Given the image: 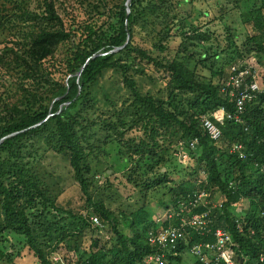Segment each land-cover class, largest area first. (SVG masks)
Wrapping results in <instances>:
<instances>
[{"label":"trees","instance_id":"16d2710c","mask_svg":"<svg viewBox=\"0 0 264 264\" xmlns=\"http://www.w3.org/2000/svg\"><path fill=\"white\" fill-rule=\"evenodd\" d=\"M127 1L0 0V239L23 237L36 264H146L159 252L149 233L176 228L184 236L165 263L188 255L201 264L192 247L216 243L223 229L235 264H264V92L239 122L221 91L231 65L254 58L264 67V0H235L220 17L200 8L206 0ZM233 11L240 32L228 23ZM216 21L223 40L210 27ZM97 127L103 144L118 146L126 184L138 192L129 213L112 209L118 190L99 182L108 168L91 142ZM51 153L68 161L83 211L61 206L41 177ZM163 208L170 217L158 223ZM204 214V230L190 225ZM104 227L113 236L101 244ZM0 264H16L13 254Z\"/></svg>","mask_w":264,"mask_h":264},{"label":"rangeland","instance_id":"374dc122","mask_svg":"<svg viewBox=\"0 0 264 264\" xmlns=\"http://www.w3.org/2000/svg\"><path fill=\"white\" fill-rule=\"evenodd\" d=\"M234 1L235 0H206L204 2V5H201L200 8H202L203 10H210L214 17H220L224 13V11L231 10ZM187 8V12H189V10H191V7L187 6ZM232 15L234 18L232 19L234 23L231 24V19L228 20V23L231 26H234L240 32L243 26L239 18V12L233 11ZM211 18L212 16L209 17V20ZM206 20L203 19L201 22H206ZM217 24H219L218 21L212 23L210 27H216L217 34L220 37V40H223V28ZM245 29L251 32V28L249 26H245ZM222 43L226 44V42ZM178 44L179 40L177 37L171 39V48L178 47ZM5 77L7 79V75ZM1 89L2 88L0 87V90ZM138 135V132H131L127 135V137H136ZM105 138L106 134L99 127L92 131V144L96 147H98V145H102L100 157L102 159L103 165L101 169H105L106 167L108 168L105 175H103V172L102 175H100L99 182L100 184H104L107 180H109L112 185L118 190V196L120 195V197L118 198L117 196L114 204L111 205L112 209H114L115 211L124 210L129 213L130 211L134 210V204L138 207L141 201L139 200L137 190L135 188H131L126 184L125 171L127 169V166L121 160V156L118 153V146L116 144H110L106 146L105 144H103ZM177 158L179 159V157ZM38 171L45 182L49 184L51 190L58 196V201L61 206L65 208L76 209L79 212L83 211L85 207V197H83L78 184L72 180L71 173L69 172L68 161L65 158L53 153L46 154L44 160L40 164ZM119 206L123 207L121 208ZM242 207H247V203H243L241 205V208ZM168 213L169 209H160L155 215V218L162 221V218L166 217V214ZM97 233V237L101 241V244L111 242L113 233L109 227L101 228ZM2 235L3 238L0 239V258L2 253L7 252L13 254L16 264L37 263L32 252L28 250L25 239L23 237H19L16 234L9 232H5ZM66 251L67 250L64 246L60 247L59 249V253H66ZM52 257L61 260L62 255H60L59 257L58 254H53ZM183 258V264H193L195 260L193 257L188 255L185 257L183 255Z\"/></svg>","mask_w":264,"mask_h":264},{"label":"built area","instance_id":"2783aa9c","mask_svg":"<svg viewBox=\"0 0 264 264\" xmlns=\"http://www.w3.org/2000/svg\"><path fill=\"white\" fill-rule=\"evenodd\" d=\"M221 91L234 99L236 105L235 118L237 121L241 122L240 116L243 114L245 103L251 101L256 96L257 92H264V67L257 64L255 59L231 66L228 79L224 82ZM221 111L224 112L223 109H221ZM227 117L232 118L231 115H227ZM203 127L213 140H219L221 137V130L208 117L203 118ZM196 142L195 140L190 146L194 147ZM179 148L180 150L177 154L179 160L182 162L187 161L188 155L185 151L183 152V142L179 143ZM236 149H239V146L233 148V150ZM201 198L202 195H200V199ZM167 216L170 217L169 213ZM93 221L98 226L101 225L97 217H94ZM157 222L159 223L161 220L157 219ZM206 224V214L195 216L190 223L195 229H204ZM215 235L217 238L216 243L207 246L197 244L192 247V253L197 254L199 260L203 264H223V261L224 264H234L230 235L223 230H217ZM183 236V233L176 228L165 229L161 227L155 232L151 231L148 236L149 241L152 245H157L159 247V252L148 257L145 260L146 264H151L152 262L155 264H166L164 259L170 252H173L174 255L177 254L176 247ZM263 259L264 256H262L261 260Z\"/></svg>","mask_w":264,"mask_h":264},{"label":"clouds","instance_id":"9594fccd","mask_svg":"<svg viewBox=\"0 0 264 264\" xmlns=\"http://www.w3.org/2000/svg\"><path fill=\"white\" fill-rule=\"evenodd\" d=\"M251 59H254V58H251ZM251 59H249V60H247L246 62H248V61H250ZM240 62H244V61H239V62H237L236 64H238V63H240ZM233 65H235V64H233ZM233 65H231V66H233ZM231 66L229 67V70H230V68H231ZM236 106V105H235ZM194 142V141H193ZM193 142H191V143H193ZM180 143V142H179ZM190 143V144H191ZM184 148H185V144H184ZM183 152H184V150H183ZM187 153V152H186ZM187 155H188V159H189V154L187 153ZM178 157V156H177ZM187 159V160H188ZM180 161V160H179ZM180 162H182V161H180ZM186 162V161H185ZM182 163H184V162H182ZM170 213V212H169ZM167 215V214H166ZM207 217V216H206ZM206 221H207V219H206ZM208 222V221H207ZM200 230H204V229H200ZM218 230H223V229H218ZM223 231H225V230H223ZM216 232H217V230H216ZM215 232V233H216ZM227 232V231H226ZM228 233V232H227ZM229 234V233H228ZM230 235V234H229ZM215 237H216V235H215ZM230 237H231V235H230ZM216 240H217V238H216ZM231 240H232V244H231V250H232V248H233V246L235 245L234 244V242H233V239H232V237H231ZM214 244V243H213ZM199 245H202V246H205L204 244H199ZM208 245H211V244H208ZM207 246V245H206ZM263 254H264V252H263ZM174 255V254H173ZM176 255H178V254H176ZM264 256V255H263ZM262 258V257H261ZM261 258H260V261L261 262H264V259L263 260H261ZM232 259H233V252H232ZM223 264H224V261L222 262ZM233 263L235 264V261H234V259H233ZM201 264H203L202 262H201Z\"/></svg>","mask_w":264,"mask_h":264},{"label":"water","instance_id":"95a60500","mask_svg":"<svg viewBox=\"0 0 264 264\" xmlns=\"http://www.w3.org/2000/svg\"><path fill=\"white\" fill-rule=\"evenodd\" d=\"M130 0L127 1V5H129Z\"/></svg>","mask_w":264,"mask_h":264}]
</instances>
